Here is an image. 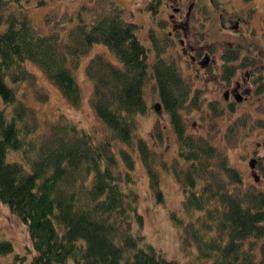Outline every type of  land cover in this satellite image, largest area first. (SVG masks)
Here are the masks:
<instances>
[{
	"label": "trees",
	"instance_id": "obj_1",
	"mask_svg": "<svg viewBox=\"0 0 264 264\" xmlns=\"http://www.w3.org/2000/svg\"><path fill=\"white\" fill-rule=\"evenodd\" d=\"M102 2H79L73 13L57 14L49 29L40 31L24 0H0V201L26 226L33 248L29 264H178L140 229L137 192L130 186L132 149L140 154L156 201L163 198L158 166L170 170L181 188L187 218L173 209L170 216L178 224L182 250L193 245L192 256L206 264H264V189L245 184L208 135L186 129L182 107L198 105V88L157 46L149 60L148 46L137 34L139 23L127 19L114 0ZM160 2L147 0L144 6L155 13ZM97 40L117 58L98 51L83 66L91 80L88 101L105 135L97 140L63 112L37 130L36 115L15 94L21 80L34 77L26 59L76 105L80 89L73 68ZM149 73L173 132L175 155L169 160L155 155L136 132L147 107L143 83ZM216 104L211 101L209 107L218 115L215 110L223 106ZM149 131L153 141L161 139L157 124ZM114 138L126 143L117 149L119 155L111 147ZM10 151L16 156L8 157ZM256 159L264 175V161ZM11 251V239L0 232V256ZM24 256L14 251L9 260L0 257V264Z\"/></svg>",
	"mask_w": 264,
	"mask_h": 264
},
{
	"label": "rangeland",
	"instance_id": "obj_2",
	"mask_svg": "<svg viewBox=\"0 0 264 264\" xmlns=\"http://www.w3.org/2000/svg\"><path fill=\"white\" fill-rule=\"evenodd\" d=\"M85 1L24 0V4L34 26L40 31H45L49 29L53 18L67 14V12L73 13L79 2ZM88 1L103 3L102 0ZM146 1L114 0L121 6L127 19L131 18L139 23L137 34L139 39L148 46V59H152L153 46H157L162 54L173 59L180 75L188 79L189 85L198 88V105L188 104L182 107V118L186 129L208 135L211 141L217 143L220 150H225L227 160L238 167L245 184L248 182L264 189V175L260 174L254 179L252 169L256 171V162L254 161L255 165L250 167L247 160L252 155L255 159L260 157L264 161V83L260 88H257L254 83L262 82L264 79V0H196L202 5L201 10L198 11L194 7V14L189 15L191 19H189L187 37L193 42L200 41L205 47H211L215 54L224 46L227 47L234 42L233 44L240 47L241 51L254 55L256 58L255 61L258 64L256 69L262 73V76H258L255 81L253 77H248L249 90L246 92V97L242 100L232 97L234 99L230 104L231 108L227 106L226 99L221 95L223 84L213 76V74H218L221 68L220 59H217L218 65L212 64L207 69L202 66L196 68L191 63L188 53L182 51V44L177 40L172 42L167 37L166 30L170 27L168 17L178 13L182 18L183 8L189 0H161L155 13L146 10L144 6ZM174 5H178L180 9L175 10ZM250 6L253 8L251 9ZM236 14L237 19L239 17L243 19L237 22L236 28L222 25L221 20L232 21ZM196 15L198 21H196ZM244 17L247 18V23ZM246 26L252 28V34L244 32ZM98 51H102L108 58L117 61L111 50L98 40L92 42L87 51L79 55L77 65L73 68L74 77L80 89V99L76 105L65 99L57 85L34 62L26 59L25 64L34 73V77L32 81L21 80L16 86L15 94L36 115L37 130L44 129L47 123L57 117L59 112H63L89 131L91 130L97 140L102 139L106 131L105 125L93 112L90 101H88L91 80L86 77L83 69L87 57ZM41 94H45V97L40 98ZM143 94L147 107L144 113L139 115L136 132L155 148V155L162 154L166 160H169L175 155V141L164 109L162 111L161 106L158 109L152 107V103L159 98L155 77L150 73L144 80ZM209 98L211 101L215 98V101L223 106V108L220 106L218 111L215 110L220 114H214V111L212 114L209 102H207ZM218 104H216L217 107ZM154 124L160 127L162 133L160 140L157 137V140L153 141L150 135L149 129ZM124 144L126 146V143L118 141L117 138L111 141V147L116 151V155H119L117 149ZM131 154L134 158L131 171L135 179L130 186L137 192V208L143 219L140 229L144 231L145 238L151 240L165 256L174 258L178 264H206V259L202 260L192 256L193 245L187 252L182 250L185 248L181 247L178 224H174L170 211L173 209L183 218H187V215L180 206L181 188L171 171H167L162 166L157 167L158 185L162 189L163 198L156 201L147 186L146 170L140 154L135 149L131 150ZM15 156L16 152L8 153L10 158ZM0 232L11 239L13 247V251L0 257L9 260L12 252H22L25 258L14 264H29L33 248L26 226L20 217L10 211L7 204L2 201H0Z\"/></svg>",
	"mask_w": 264,
	"mask_h": 264
},
{
	"label": "flooded vegetation",
	"instance_id": "obj_3",
	"mask_svg": "<svg viewBox=\"0 0 264 264\" xmlns=\"http://www.w3.org/2000/svg\"><path fill=\"white\" fill-rule=\"evenodd\" d=\"M201 6L202 5L196 0H189L186 3V6L183 8L182 18L178 13L173 14V16L170 15V17H168L170 27L166 30L168 35L167 37H169L172 42L177 40L182 44V51H186L188 53L191 63L194 64L196 68L197 66H202L206 67L205 69H207L208 67H211L212 64L218 65V63L216 62L218 58L220 59L221 68L219 69L218 74H213V76L223 84L221 95H223V98L226 99L227 105H230L234 98L237 100H242V98L246 97V92L249 90V83L247 82L248 77H253V81H255L258 76H262V73L258 72V69H256L258 64L255 61V56L241 51L240 47H237L235 46V44H233L234 42L227 47L224 46L218 51V53L215 54L214 52H212L211 47H205L204 44L200 41L195 43L187 37V29L190 23L189 19H191V14H194L193 8L195 7L198 9V11H200ZM250 7L251 9L253 8L252 6ZM173 8L175 10L180 9L178 5H174ZM177 17L179 18L177 19ZM237 17L238 15L236 14L235 18L232 21L221 20V23L222 25L233 26L234 28H236L237 22L239 20H243L240 17L237 19ZM195 18L196 21H198L197 15ZM245 20V23H247V18H245ZM261 31L259 32V35ZM244 32H247V34L250 35L253 31L250 26H246V31L244 30ZM254 83L256 84L257 88H260L261 84L264 83V79L262 82ZM214 100L216 99L214 98ZM207 102H209L210 106L211 98H209ZM248 159H251L255 165V156L250 155ZM252 172H255L254 178L259 175L257 169L256 171L252 169Z\"/></svg>",
	"mask_w": 264,
	"mask_h": 264
},
{
	"label": "water",
	"instance_id": "obj_4",
	"mask_svg": "<svg viewBox=\"0 0 264 264\" xmlns=\"http://www.w3.org/2000/svg\"><path fill=\"white\" fill-rule=\"evenodd\" d=\"M159 104H160V103H159V101H158V100H156V101L153 103V105H152V106H153V108H154V109H157V108H158V106H159ZM248 162H249V164H250V165H252V164H253V162H252V160H251V159H248Z\"/></svg>",
	"mask_w": 264,
	"mask_h": 264
}]
</instances>
